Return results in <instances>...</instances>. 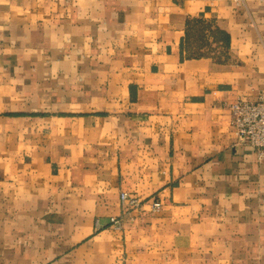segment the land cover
I'll return each mask as SVG.
<instances>
[{
    "label": "crops",
    "instance_id": "0c3cea01",
    "mask_svg": "<svg viewBox=\"0 0 264 264\" xmlns=\"http://www.w3.org/2000/svg\"><path fill=\"white\" fill-rule=\"evenodd\" d=\"M262 92L264 0H0V264H264Z\"/></svg>",
    "mask_w": 264,
    "mask_h": 264
},
{
    "label": "built area",
    "instance_id": "2783aa9c",
    "mask_svg": "<svg viewBox=\"0 0 264 264\" xmlns=\"http://www.w3.org/2000/svg\"><path fill=\"white\" fill-rule=\"evenodd\" d=\"M231 112V124L239 144L250 146L260 161H264V92L255 100L238 99L226 104ZM237 143V144H238ZM121 202L124 205L139 206L137 197L127 192H121ZM161 206L159 201L152 203L153 210L157 211ZM112 222L121 226L119 219L113 218Z\"/></svg>",
    "mask_w": 264,
    "mask_h": 264
},
{
    "label": "rangeland",
    "instance_id": "374dc122",
    "mask_svg": "<svg viewBox=\"0 0 264 264\" xmlns=\"http://www.w3.org/2000/svg\"><path fill=\"white\" fill-rule=\"evenodd\" d=\"M206 23L203 24V27L205 26L206 32H209L206 37H202L201 34H197L198 29H200L201 26H198L199 28L193 31L192 33V37L190 38L191 41L193 42V52L189 51L188 55H201V54H216L215 51H213L214 49H216L217 43L215 42V40L217 39V33L215 35H213V33H215L216 31H212L210 26V23ZM211 36V37H210ZM206 38V39H205ZM204 48V50H202Z\"/></svg>",
    "mask_w": 264,
    "mask_h": 264
},
{
    "label": "trees",
    "instance_id": "16d2710c",
    "mask_svg": "<svg viewBox=\"0 0 264 264\" xmlns=\"http://www.w3.org/2000/svg\"><path fill=\"white\" fill-rule=\"evenodd\" d=\"M204 23H206V22L202 20L200 22V26H201L200 29L197 28L198 29L197 34L199 33V34H201V36H202V32L206 31V29H207L205 26L203 27ZM194 26H196V25H194ZM192 28H194V27L191 26V22H188V25H187V36H185V41H187L188 35L191 32ZM215 31H216L215 33H217V36L220 38V40H222L223 43H225V45L229 43V37H228L227 33L223 32L222 30H218V31L215 30Z\"/></svg>",
    "mask_w": 264,
    "mask_h": 264
}]
</instances>
